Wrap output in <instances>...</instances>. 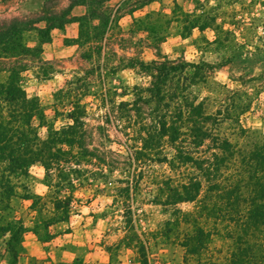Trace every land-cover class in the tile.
<instances>
[{
  "label": "trees",
  "instance_id": "1",
  "mask_svg": "<svg viewBox=\"0 0 264 264\" xmlns=\"http://www.w3.org/2000/svg\"><path fill=\"white\" fill-rule=\"evenodd\" d=\"M108 1L72 0L58 10L55 0H48L39 12L0 19V239H5L10 264L18 263L27 231L24 220L8 212L17 192L15 179L37 162L45 167L48 179L55 181L52 185L58 192L69 191L56 198V208L62 213L56 219L70 217L75 179L81 184L89 180L81 164L96 162L95 175L100 178L120 170L117 202L127 204L143 183L156 190V203L173 214L165 222L164 235L176 237L184 248L186 264H264V136L251 139L238 116L234 121L240 125L238 138L235 132L222 129L223 110L209 111L205 99L192 97L191 87L197 79H206L199 71L209 63L163 54L165 36L157 32L156 22L134 18L129 30L122 28V16L155 0H124L125 5L115 8L107 6ZM76 5H85L86 12L72 16ZM71 21L80 24L73 43L84 75L60 90L59 101L70 105L68 120L58 128L51 125L42 138L34 121L48 124L46 115L39 99L27 93L22 74L46 62L43 44L51 39L53 29ZM207 25L208 20L198 17L183 27L191 32ZM33 32L38 37L35 45L29 39ZM138 33L146 35L137 42ZM146 46L155 50L157 58L143 59ZM128 66H139L152 81L135 100L117 102L106 80ZM87 80L97 82L95 95L104 110L96 118L83 102L91 91ZM110 125L123 133L120 143L126 146L125 153L107 148L108 140L112 141ZM169 147L172 155L166 151ZM186 202L193 203V208L179 207ZM124 230L122 242L136 247L146 263L147 245L132 220H127ZM216 236L231 241L227 256L215 253Z\"/></svg>",
  "mask_w": 264,
  "mask_h": 264
},
{
  "label": "rangeland",
  "instance_id": "2",
  "mask_svg": "<svg viewBox=\"0 0 264 264\" xmlns=\"http://www.w3.org/2000/svg\"><path fill=\"white\" fill-rule=\"evenodd\" d=\"M47 1L0 0V19L39 12ZM71 1L55 0V7L65 9ZM123 1L109 0L106 5L115 8L125 5ZM86 10L85 5H76L71 15H83ZM198 17L208 20L207 27L187 32L184 24ZM134 18L157 23V32L165 36L161 44L163 54L172 59L209 63L199 71L206 79H197L193 84L192 97L205 99L209 111L223 110L224 131L237 135L240 125L234 121L238 116L251 139L264 136V0H155L122 16L120 25L129 30ZM79 26L78 21H71L64 28L53 29L51 39L43 44L42 58L46 62L37 63L22 74L27 93L39 99L46 115L48 124L40 125L39 119L34 121L42 138L47 137L51 125L58 128L68 120L70 105H63L58 95L68 82L84 75L75 56L77 45L73 43ZM145 35L138 33L135 40L138 42ZM29 39L35 45L37 34H29ZM142 50L144 60L157 58L153 48L146 46ZM151 81L152 76L139 66H128L111 73L106 86L117 102L133 101ZM86 83L91 91L83 102L96 118L104 114L95 95L98 85L92 80ZM108 128L112 141L108 140L107 148L125 153L126 146L120 143L125 139L123 133L113 125ZM166 151L173 154L170 147ZM81 167L89 180L81 184L75 179L72 212L64 220L56 219L62 215L56 208V198L69 191L58 192L52 185L55 181L48 179L40 162L15 179L17 192L10 200L8 212L22 218L27 226L17 264H186L184 248L173 233L171 238L164 235L168 230L165 222L173 214L156 203L153 187L143 183L141 191L124 205L115 200V186L122 177L120 170L108 171L107 177L100 178L95 175L96 162H84ZM179 207L190 210L193 203H181ZM127 220H132L147 245L146 263L136 247L122 242ZM4 240L0 239V264H10L12 258L5 251ZM228 242L231 241L215 237L212 245L218 256H227Z\"/></svg>",
  "mask_w": 264,
  "mask_h": 264
}]
</instances>
